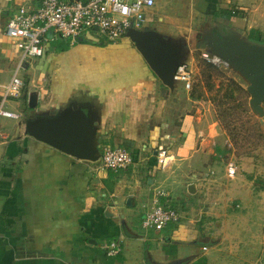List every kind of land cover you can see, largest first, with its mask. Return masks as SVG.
Returning a JSON list of instances; mask_svg holds the SVG:
<instances>
[{"label":"crops","instance_id":"obj_1","mask_svg":"<svg viewBox=\"0 0 264 264\" xmlns=\"http://www.w3.org/2000/svg\"><path fill=\"white\" fill-rule=\"evenodd\" d=\"M40 1L0 0V18H6L3 33L17 6ZM226 9L242 15L230 16ZM207 15L213 20L209 30L191 27L202 26ZM146 17L140 30L168 47L157 48L158 63L169 61L172 70L180 63L192 64L203 51L219 54L216 48L197 47L205 34L216 42L217 34L227 31L221 35L264 44V0H157ZM79 37L48 40L44 55L34 64L25 62L22 70L34 74L48 54L58 65L62 60L71 68L78 64V70L68 73L77 82L76 92L73 86L55 90L51 105L58 103L67 111L70 98L79 97L77 106L89 117L83 139L98 149L99 158L74 157L34 138L25 132L21 117L11 135L0 127V145L17 143L9 165L0 152V166L8 173L2 191L6 205L0 208V264H213L207 253L215 248L202 251L206 245H200L198 227L202 213H215L212 205H203L207 198L201 199L202 180L211 170L214 145L222 143L209 105L198 97L176 96L178 88L186 89L183 83L166 84L131 37L107 44L91 35ZM67 42L69 48L61 49ZM10 45L3 50L11 65L0 66V96L19 62L18 50ZM6 71L10 78L2 81ZM24 87L19 97L29 103L30 92L24 98ZM10 101L9 107L21 113ZM104 144L130 150L134 162L117 171L102 169ZM191 184L194 193L188 190ZM182 199L195 204L189 203L178 221L162 229L143 226L157 202L177 209L174 205ZM111 239L122 242L117 255L105 251Z\"/></svg>","mask_w":264,"mask_h":264},{"label":"rangeland","instance_id":"obj_2","mask_svg":"<svg viewBox=\"0 0 264 264\" xmlns=\"http://www.w3.org/2000/svg\"><path fill=\"white\" fill-rule=\"evenodd\" d=\"M5 21V17L0 18V66L7 67L11 65V61L3 50L11 49V42L5 31L3 33ZM212 21V17L207 15L202 19L201 24L204 22L202 26L191 27L193 29L199 27L202 31L209 30ZM224 32L217 34L218 39L222 38L221 34ZM231 36L235 37L234 34ZM79 38L84 37L82 35ZM99 41L107 44L104 40ZM49 56L48 54L39 63L38 71L34 74L25 75L23 70L19 74L25 79L24 98L28 92L30 96L37 94L40 98L36 107H30L29 103L20 97L9 100L10 105L22 113L19 120H22L25 128L26 120L29 118L53 120L64 112L58 103L51 105L55 90H64L67 86H73L74 92L77 90V82L68 73L70 69L78 70V64L71 68L62 60L58 65ZM195 59L192 64L190 63L195 74L192 88L188 91L183 87L178 88L175 95L182 98L198 97L206 101L210 107V119L217 122L222 137L221 145H214L216 154L211 157L208 168L211 170L202 180L204 191L201 192V199L207 198L203 205L207 207L212 205L215 210V213L208 217L202 213L203 217L198 223L201 233L200 245H206L202 251L214 246V251L207 253L213 264H264V101L261 110L253 106L251 95L246 89L249 81L239 74L240 71L232 63L230 65L211 63L202 58V53L201 56L197 54ZM37 60L39 58L26 62L34 64ZM10 75L11 72L6 71L2 74L1 80L8 81ZM234 81L244 89H240ZM78 98H70L71 106L78 104ZM16 121L18 120L14 118H0V127L11 135L18 129ZM16 145L15 140L0 145V152L4 151L6 155V158L2 159L3 163L7 165L12 163L9 157L17 155V150L14 151ZM230 163L236 167L233 174L229 171ZM0 169H2L0 181L3 182L0 185L2 208L6 201V195L2 191L8 182V173L7 169L1 166ZM188 179L193 180L190 176ZM192 202L182 199L174 205L180 217L181 211L189 209V203L195 204ZM200 209L201 207L199 211ZM201 212L202 210L200 215Z\"/></svg>","mask_w":264,"mask_h":264},{"label":"built area","instance_id":"obj_3","mask_svg":"<svg viewBox=\"0 0 264 264\" xmlns=\"http://www.w3.org/2000/svg\"><path fill=\"white\" fill-rule=\"evenodd\" d=\"M157 0H41L37 5L17 6L5 25V35L19 52L10 82L0 96V118L19 119L21 113L9 107V100L22 94L24 81L19 76L27 60L44 55L46 43L56 37L76 40L82 35H91L104 42H116L127 35L130 28L140 29L146 22L147 11ZM202 58L211 63H225L217 54L202 52ZM226 64V63H225ZM174 81L183 83L190 90L194 81V70L188 63L177 65ZM163 153V151H162ZM162 153L158 160L165 164ZM134 162L130 150L104 144L101 147L100 166L105 170L125 169ZM230 173L236 167L230 163ZM179 211L157 202L146 213L145 228L162 229L169 222L178 221ZM108 255L122 251L121 240H107L104 245ZM206 248V247H204Z\"/></svg>","mask_w":264,"mask_h":264},{"label":"water","instance_id":"obj_4","mask_svg":"<svg viewBox=\"0 0 264 264\" xmlns=\"http://www.w3.org/2000/svg\"><path fill=\"white\" fill-rule=\"evenodd\" d=\"M127 36L136 42L137 48L151 69L162 77L166 84L172 86L174 83L173 74L177 65L172 70V64L169 61L167 64L158 63L160 55H158L157 48L165 50L168 47L157 44L152 35L145 36L140 29L130 28ZM197 47L216 48L227 65L232 63L249 81L246 89L251 95L253 106L259 110L262 109L261 104L264 101V44L245 43L229 35H223L221 39L213 42L211 35L205 34ZM169 53L172 52L169 51ZM37 102V94H32L29 97V106L35 108ZM88 118V114H85L83 109L76 104L53 120L27 119L25 132L74 157L96 160L99 158L98 149H91L85 144L86 138L83 139V125L89 120ZM188 190L194 193L196 189L191 184Z\"/></svg>","mask_w":264,"mask_h":264},{"label":"trees","instance_id":"obj_5","mask_svg":"<svg viewBox=\"0 0 264 264\" xmlns=\"http://www.w3.org/2000/svg\"><path fill=\"white\" fill-rule=\"evenodd\" d=\"M230 16H238V15H242V13L240 12V10H225ZM102 43H103V41H101ZM101 42H99V44H101ZM69 46H70V43L69 42H67L65 45H63L62 46V48L61 49H67V48H69ZM210 66H212V65H210ZM235 82V81H234ZM237 85H238V87L240 88V89H244L241 85H239L237 82H235Z\"/></svg>","mask_w":264,"mask_h":264}]
</instances>
